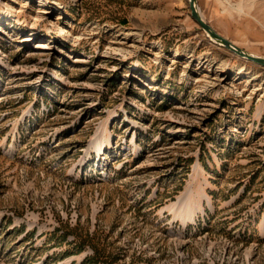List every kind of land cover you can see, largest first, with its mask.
<instances>
[{
	"label": "rangeland",
	"instance_id": "1",
	"mask_svg": "<svg viewBox=\"0 0 264 264\" xmlns=\"http://www.w3.org/2000/svg\"><path fill=\"white\" fill-rule=\"evenodd\" d=\"M197 7L264 59V0ZM0 264H264V66L187 0H0Z\"/></svg>",
	"mask_w": 264,
	"mask_h": 264
},
{
	"label": "water",
	"instance_id": "2",
	"mask_svg": "<svg viewBox=\"0 0 264 264\" xmlns=\"http://www.w3.org/2000/svg\"><path fill=\"white\" fill-rule=\"evenodd\" d=\"M187 3H188V9L190 12V17L202 29V31H204V33L210 40H212L215 44L224 47L228 51L236 53L239 57L245 58L248 61H251L252 63L258 64V65H264L263 58L255 57V56H252L251 54H247L240 48L235 47L229 41H227L226 39L218 35L210 27V25L204 19L200 17L199 10L197 7V0H187Z\"/></svg>",
	"mask_w": 264,
	"mask_h": 264
},
{
	"label": "bare ground",
	"instance_id": "3",
	"mask_svg": "<svg viewBox=\"0 0 264 264\" xmlns=\"http://www.w3.org/2000/svg\"><path fill=\"white\" fill-rule=\"evenodd\" d=\"M200 15H201L200 17L202 18V14H200ZM232 45H233V44H232ZM42 46H43V45H42ZM243 59H245V58H243ZM263 66H264V65H263ZM107 143H108V139H107V141L105 142V145H106ZM101 149H102V147H99V148H98V151L100 152Z\"/></svg>",
	"mask_w": 264,
	"mask_h": 264
}]
</instances>
